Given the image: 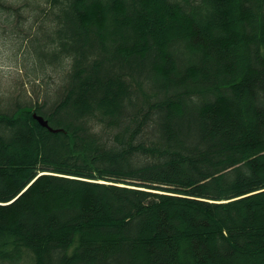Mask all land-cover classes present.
Listing matches in <instances>:
<instances>
[{
  "label": "trees",
  "instance_id": "trees-1",
  "mask_svg": "<svg viewBox=\"0 0 264 264\" xmlns=\"http://www.w3.org/2000/svg\"><path fill=\"white\" fill-rule=\"evenodd\" d=\"M0 20L33 81L58 72L0 98V264H264V0H0Z\"/></svg>",
  "mask_w": 264,
  "mask_h": 264
},
{
  "label": "rangeland",
  "instance_id": "rangeland-1",
  "mask_svg": "<svg viewBox=\"0 0 264 264\" xmlns=\"http://www.w3.org/2000/svg\"><path fill=\"white\" fill-rule=\"evenodd\" d=\"M29 25V22H27L23 24V28L25 29ZM20 43V37L0 20V98L7 97L8 92L12 90L15 91V94L21 92L25 82H27L24 87L26 90H32L34 97H42L47 88L46 83L49 85L58 79V72L50 67L48 76H45L43 81H33L34 76L27 71V66L25 67L24 63L22 64ZM19 61H21L20 64L23 65V69H21V65L19 66Z\"/></svg>",
  "mask_w": 264,
  "mask_h": 264
},
{
  "label": "water",
  "instance_id": "water-1",
  "mask_svg": "<svg viewBox=\"0 0 264 264\" xmlns=\"http://www.w3.org/2000/svg\"><path fill=\"white\" fill-rule=\"evenodd\" d=\"M34 118L44 127H47L52 132H58L60 129L53 128L49 125L48 121L41 115L37 113L33 114Z\"/></svg>",
  "mask_w": 264,
  "mask_h": 264
}]
</instances>
